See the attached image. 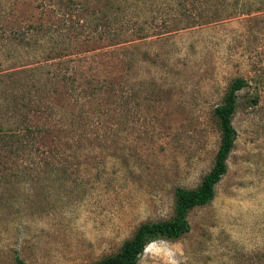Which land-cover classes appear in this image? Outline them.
I'll use <instances>...</instances> for the list:
<instances>
[{"label":"rangeland","instance_id":"1","mask_svg":"<svg viewBox=\"0 0 264 264\" xmlns=\"http://www.w3.org/2000/svg\"><path fill=\"white\" fill-rule=\"evenodd\" d=\"M110 1L138 14L133 33L80 55L62 36L54 47L4 39L13 27L60 28L67 0H0V128L22 126L24 109L27 123H42L51 100L64 119L41 140L43 154L0 170V264L96 262L140 224L170 219L175 189L195 188L212 168L213 110L236 78L247 85L214 199L190 211L188 233L148 244L138 264H264V0ZM62 72L76 89L93 75L119 76L123 89L81 107L53 93L48 79ZM32 87L45 107L31 102L28 114Z\"/></svg>","mask_w":264,"mask_h":264},{"label":"trees","instance_id":"2","mask_svg":"<svg viewBox=\"0 0 264 264\" xmlns=\"http://www.w3.org/2000/svg\"><path fill=\"white\" fill-rule=\"evenodd\" d=\"M108 4L111 9L106 7ZM64 9L66 12L59 19L60 28L38 24L4 30L7 33L4 36L7 45L15 48H26L31 42L39 44L46 38L54 47L55 38L62 36L65 37V41H73L84 47V50L79 51L81 55L85 49L91 46L90 44H94L93 47H89L90 51H94L98 48L96 45L106 41V39L110 42L116 41L122 33H133L136 16H138L136 12L126 15L117 3L114 4L110 0H97L95 5L84 2V0H67ZM193 19L194 16L189 14L185 15V22L175 18L174 21L183 22L184 26H188L194 22ZM105 46L110 47V45ZM51 50L54 51L52 48ZM64 57L65 55L57 52L58 59ZM62 62V65L66 64L64 61ZM70 79L69 75L62 72L51 75L48 81L54 85L53 93L61 94V97L64 98L69 97L81 107H87L88 104L92 105L98 101L101 102L117 96L118 92L123 89L119 76L114 78L89 76L77 89L73 87L74 81ZM246 85L244 79H234L230 83L222 102L213 110V115L218 122L220 141L212 168L195 188L178 187L175 189L173 216L168 220L140 224L115 254L85 264H138L139 258L148 244L157 240L174 241L189 232L188 214L195 208L206 206L214 199L215 187L227 172V160L237 138L236 130L232 125L237 108V94ZM32 86L39 88L35 84ZM34 87H32L33 94L29 92V103L23 104V107L28 109V114L31 111V107H29L31 102L35 105L33 112L39 113L45 107V103L43 107L36 103L40 89L37 91ZM58 87H61L63 91H57ZM21 97L24 98V95ZM50 102L43 110L45 117L42 123L35 125L27 123L24 120L27 118L24 109V114L20 116L22 117V126L14 128V130L0 128V170L25 165L23 161L26 156L29 158L39 157L44 152L41 150L44 147L41 140L52 136L54 132H61L64 119L58 116L59 111L55 105L56 102L52 100ZM16 264L25 263L16 258Z\"/></svg>","mask_w":264,"mask_h":264}]
</instances>
